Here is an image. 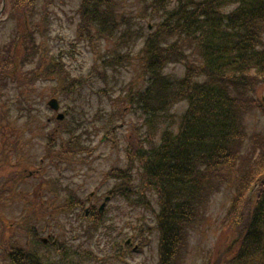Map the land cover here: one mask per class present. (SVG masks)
<instances>
[{
	"label": "trees",
	"instance_id": "16d2710c",
	"mask_svg": "<svg viewBox=\"0 0 264 264\" xmlns=\"http://www.w3.org/2000/svg\"><path fill=\"white\" fill-rule=\"evenodd\" d=\"M113 1L84 0L78 12L81 20L76 38L88 40L96 52V41L116 34L117 49L113 48L111 55L119 74L133 63L144 68L145 85L130 92L128 101L139 112L137 116L143 119L146 129L143 137L135 135L127 151L132 162L138 160L141 164L142 180L137 189L147 187L146 181H151L162 197L156 220L159 264H176L185 229L197 216L192 207L222 191L230 194L227 222L237 235L205 264H264V0H177L173 8L167 7V0H155L156 12L163 9L164 13L151 30L147 23L152 18L147 9L130 15L126 14L128 0H116V5ZM54 2L7 0L8 22L3 24L12 27L0 45L1 97L11 85L23 93L22 89L47 78L54 79L55 93L61 98L93 86L83 84H93L88 78L71 76L62 58L48 48V8ZM139 44L132 58L126 50ZM170 64L184 65L186 76L177 81L165 75ZM175 87L172 96L160 98L155 92L156 88ZM171 97L178 99L169 100ZM181 101L188 102V109L175 129L167 121H171L174 103ZM6 113L0 112L2 120ZM25 116L33 117L27 113ZM103 117L104 124L111 126L109 132H113L126 121V109L121 105L112 115ZM9 122L1 131L15 127ZM159 122H163L164 130L158 140L155 135ZM75 123L78 128L84 122L63 123L67 126L64 134L74 140L63 139V145L55 146L51 136L45 147L56 167L86 148L82 136L69 131ZM88 123L97 125L98 121ZM124 124L130 126L129 122ZM143 138H148V148L142 144ZM129 192L131 187L111 193ZM247 192L252 197L244 199ZM79 204L66 200L61 209L69 211ZM247 204L253 206L245 211ZM6 258L10 264H42L29 249L12 247Z\"/></svg>",
	"mask_w": 264,
	"mask_h": 264
},
{
	"label": "rangeland",
	"instance_id": "374dc122",
	"mask_svg": "<svg viewBox=\"0 0 264 264\" xmlns=\"http://www.w3.org/2000/svg\"><path fill=\"white\" fill-rule=\"evenodd\" d=\"M154 1L128 0L127 5H129L126 14L135 15V10L147 9L149 18H152V20L149 19L148 24L152 25L164 13L163 9L159 13L156 12L157 8L153 7ZM116 2L114 0L112 3L116 5ZM175 2L176 0H167L166 5L169 8H173ZM81 3L82 0H56V6L53 7L51 5L49 11L52 23L48 29L50 36L48 48L56 55L61 54L63 56L65 67L74 77H92L90 81L93 84L89 82L83 84L93 86H87L82 91L71 94L68 98L59 99L61 102L60 111L67 113V115L69 114V117L67 116L69 124L75 120L81 123L84 122L78 128L75 126L78 122L68 128L71 129V132L80 134L82 139H86L83 142V146L87 147L88 150L85 151L84 148V151L72 157L71 162L67 163L68 165L66 166L46 167L49 160L46 161L44 164L47 171L44 176H58L59 182H56L55 185L59 188H65L69 185L71 189H74L80 186L79 195L83 198L95 193L92 205L98 207L104 202L109 190L121 183V181L114 178L120 174V171L130 170L129 172L135 185L141 183L142 177L138 163H134L132 169L129 168L127 170L130 165L127 149L133 146L131 144L136 140V136L143 137L145 130L143 121L139 119V116L133 115L132 113L134 112L130 109V114L126 115V121H123L124 123L129 122L130 126L119 127L120 129L116 130L115 134L105 137L107 135L106 130L111 126L106 123L105 126L103 122L105 118L103 116L107 117L108 113L112 115L114 109L120 108V104L117 101H120V103L123 101L120 98L121 93L128 89V85L132 84L129 89L132 93L139 91L144 85L145 75L144 68L139 63H133L127 70H122V75L119 74L118 65H113L114 59L111 55L117 49L115 48L117 45L115 44L117 42L115 39L116 34L109 36L108 40L101 39L99 43L96 41L94 43L97 45L96 52L89 46L88 40L79 41L76 38V27L80 23L76 13ZM2 26L0 28V45L4 43L5 37L8 36L12 27L11 24H3ZM130 46L132 47V44ZM131 47L126 51L133 58L141 45ZM113 48L115 49L111 51ZM132 49L134 50V55H132ZM121 51L120 49L118 52ZM195 56H198V53H195ZM167 72L173 78H176L177 81L186 76L184 65L170 64ZM54 84L56 83L45 82L44 80L38 81L35 86L22 89L23 93L16 90L15 85H11L8 91L3 93V97H0V112H7L4 120L1 119L2 115H0V123L7 125L6 122L10 119L11 122L9 123L18 125L17 128L13 129L15 133L9 136H6V133L1 131L2 127L0 126V169L2 170L0 171V197L2 203H8L7 206L0 207V217L2 218L0 223V245L2 246L5 245L4 240L7 239L9 241L12 234L17 236V238L12 240H17L21 246L24 244V237L16 225L25 213L22 205L17 202H7L3 198L7 194L14 195L17 198V189L20 191L19 197L23 205L26 204V199L37 203L41 199L46 201L49 198L46 192L37 189L36 185H39L40 182L41 184L44 183L41 175L33 173L28 176L26 181H18L15 186L8 182L10 185L9 190L5 189V182L13 176V173L14 175L19 174L21 168H28L29 172L35 171L41 160L44 159L46 152L43 148L47 143V137L45 136L58 129V124L54 121L56 114L47 104L50 95L52 96L53 94V87L57 88ZM157 89H155V92L158 93L160 98L168 94L172 96L176 92V87L166 90ZM98 91L99 94L97 93ZM108 94L111 96L110 99ZM126 97L128 101L129 96ZM160 98L157 99V103H159ZM171 99H178V97H171L169 100ZM186 109L187 103L185 102L178 103L173 107L171 121L170 119L167 121L173 124L172 128L177 129V125ZM20 110H23V113H27V115L36 116L37 122L42 123L40 127L42 135L40 137L32 138L33 136L31 137V135L33 133L31 134L29 131L24 133L22 131L21 121L14 122L21 119L17 117L21 113ZM95 116H98V118H95ZM117 119L118 117L115 121ZM24 121L26 120L24 119ZM28 121V125L34 129V123L31 119H28ZM90 121H98V124L91 125L88 123ZM43 127H45L44 130H42ZM163 130V122H159L155 138L159 140L158 135ZM63 139L72 140L73 138L62 135L61 140ZM147 139L143 138L142 144L144 143L148 148L150 144ZM125 186L127 185L125 184ZM146 186L142 189H137V192L132 194L131 199L135 201V205H130L129 201L124 198L109 202L104 224V227H107L106 232H103L104 227L101 224L100 228L91 237L85 235L83 228L81 229V226L88 225L89 221L79 220V217L77 218L79 214L63 213L64 215L60 214L52 219L51 212L52 210L56 211L55 208L58 205H51L49 204L51 201L48 200V204L38 209V211H42V222L45 224L44 229H41V233L46 236L49 231L54 230V233L58 235V240L64 245V249L67 250V256H64L66 258H62L57 254L55 256H58L59 260H66L64 264H159L160 232L156 220L162 197L151 181H146ZM8 191L9 193H7ZM39 192H41V195L38 194ZM176 192L173 194L175 195ZM248 197H252L250 192L245 194L244 199ZM230 204L231 197L229 192L222 191L212 194L211 198L207 197V199L197 202L192 207L193 210L196 209L197 216L189 222V227L185 229L176 264H205L214 256L216 258L219 253L223 252L231 244L234 236L237 235V231L235 228L230 227L229 222H227ZM252 206V204H247L245 211L252 208ZM81 223L83 224L81 225ZM6 225H8V228ZM114 238H119L122 243L132 239L133 243L130 246V250L136 246L138 248L131 255L121 253L113 245L116 243L112 244ZM90 242L92 246H90ZM86 249H90L92 252L93 260L85 259L80 255L86 253ZM1 252L2 248H0ZM43 252L47 253L46 251ZM0 264H3L1 259Z\"/></svg>",
	"mask_w": 264,
	"mask_h": 264
},
{
	"label": "water",
	"instance_id": "95a60500",
	"mask_svg": "<svg viewBox=\"0 0 264 264\" xmlns=\"http://www.w3.org/2000/svg\"><path fill=\"white\" fill-rule=\"evenodd\" d=\"M51 105L55 108L58 109V103L56 100L51 101ZM62 117V116H61Z\"/></svg>",
	"mask_w": 264,
	"mask_h": 264
}]
</instances>
